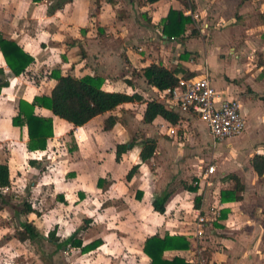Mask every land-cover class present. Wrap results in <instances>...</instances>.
Listing matches in <instances>:
<instances>
[{
	"label": "crops",
	"instance_id": "obj_1",
	"mask_svg": "<svg viewBox=\"0 0 264 264\" xmlns=\"http://www.w3.org/2000/svg\"><path fill=\"white\" fill-rule=\"evenodd\" d=\"M186 1L185 6L181 0H159L155 3L143 0L142 4L138 0H0V35L15 40L34 57V62L24 73L9 76L10 85L2 87L0 92V141L7 142L6 149L9 154H13L8 158L11 171V162L14 160L21 169H26V173H31L42 163L37 156L48 154L51 142L56 143L54 146H58L59 142L66 144L64 158L53 162L51 176H57L53 183L59 184L57 187L65 192L67 201L70 202L71 197L77 196V206L81 205L82 209L77 215H82L86 223L80 232L73 217L71 224L65 225V231H70L69 234L63 236L64 239L58 233L56 236L63 241L77 231V237L81 238L83 246L95 239L102 240L98 248L88 252L82 251L80 247L67 246V253H75L68 259L69 264H150L151 258L143 247L146 238L154 234L162 237L166 234L184 235L191 243V247L186 250L166 251L164 258L169 260L180 256L198 264H264V221L259 220L264 217V175L259 176L254 170L252 158L240 166L231 164L229 171L227 166L224 167L221 175H216L213 180L212 190L217 199L214 203L219 208L213 209L211 213L215 214L218 223L224 224L213 226L208 241L205 240L207 234L203 238L190 236L194 230L196 214L193 208V217L189 218L181 212L178 205L175 207L178 194L174 197L173 193L165 213H160L153 207L154 198L168 189L150 178V161L157 155L166 153L162 148L165 141L170 140L161 136L168 135V125L164 120L157 118L153 123H142L146 102L120 105L112 112L119 117V122L111 130L103 129L104 121L110 113H104L106 116L99 126L91 123L102 114L83 126L75 127L67 120L53 115L50 110L39 108L37 111L41 114L53 116L54 136L48 140L45 150L36 152L28 150L27 127H15L12 124L20 98L31 102L36 95L50 92L56 84L55 79L47 78V74L53 69L76 76L99 74L106 78L104 87L107 90L130 94L137 91L143 95L144 100H151L147 87L154 91L157 88L147 83L142 69L156 62L169 68L181 66L194 72L196 76L203 75L207 68L214 86L223 98L240 100L247 123L244 133L264 139V43H252L250 35L242 34L240 37L238 27L247 26L248 20H237L235 15V12L243 15L245 5L250 3L248 0L244 3L243 0ZM205 6L210 9V14L207 15H213L214 18L207 22L209 29L205 28L201 32L204 34L210 30L208 34L213 35L208 37V47H197L198 60H195V56H190L188 62L183 61L178 53L180 50L173 48L174 45H180L178 38L172 40L163 32V18L171 7L182 9L184 14L185 10L191 8L201 12L204 17L206 12L201 9ZM120 9L125 10L126 17L122 16L123 12L118 14ZM93 11L96 14L93 15ZM262 12L264 17V8ZM132 15L135 16L134 20ZM262 22L260 29L264 31V20ZM194 37L189 28L186 38L190 40ZM0 69L4 71V75L0 73L1 82L5 80V74L11 73L1 50ZM135 70L141 74L140 77L134 76ZM244 102L249 104L248 108L244 106ZM256 104L260 108L258 112L254 108ZM136 106L140 107L141 113L138 115L141 118L136 114H125L133 113L131 109ZM134 123L144 128L145 137L157 140L156 152L150 160L143 162L140 158V139L133 149L123 153L121 160L117 161L116 146L131 140L137 131ZM168 136L177 138V135ZM227 141L219 143L220 148L231 146L235 142L226 143ZM257 149H264V145ZM237 150L229 151L236 153ZM31 159H35L36 163L31 165ZM137 164V172L128 180L126 174ZM86 167L93 169L92 173L87 174L89 169L84 172ZM18 168L20 167H15L17 170ZM229 173L237 174L245 189L241 200L223 203L221 189L233 184V181L224 178ZM59 179L67 182L61 185ZM33 185L37 186L38 183L33 182ZM75 190L77 194H74ZM208 193L207 191L205 196L207 198ZM224 212L226 217L222 219ZM14 213L15 210L12 218ZM35 213L36 211L32 212ZM35 217L42 219L43 214ZM133 218L139 225L134 226L136 233L149 232L139 241V245L122 240V227ZM255 219L259 223L250 225ZM61 221L58 218L53 220L55 226L48 232L36 226V221L31 222L45 237L44 240H48V233L55 228L57 232ZM8 232L9 225L0 226V264H60L55 259L61 249H56L55 254L54 251L45 254L40 252V255L36 253L35 259L29 261L30 257L22 251V247L16 251L10 246L15 244L17 237L8 240L11 235ZM202 245L205 246L200 248Z\"/></svg>",
	"mask_w": 264,
	"mask_h": 264
},
{
	"label": "trees",
	"instance_id": "obj_2",
	"mask_svg": "<svg viewBox=\"0 0 264 264\" xmlns=\"http://www.w3.org/2000/svg\"><path fill=\"white\" fill-rule=\"evenodd\" d=\"M71 1V0H69ZM99 0H96V2ZM147 3H155L159 0H145ZM183 5H187L186 0H181ZM62 5V4H60ZM61 7V6H58ZM191 28V34H198V29L194 26L192 16L184 14L182 9L171 7L168 14L163 18V32L170 39L186 37L187 30ZM0 50L4 59L9 66L10 75L5 74V80L0 82V92L2 87L9 86V76H19L34 62V57L26 52L22 46L15 40L8 39L0 35ZM83 53L85 51L83 50ZM187 54H182L181 58L186 59ZM0 73L4 75L3 69ZM142 75L148 84L159 90L174 88L179 84L180 77L191 78L196 76L194 72L187 71L181 66L169 68L162 63L153 62L142 69ZM56 80V84L50 92L36 95L30 102L20 98L17 104L16 114L12 117V124L15 127H27L28 150L31 152L45 150L48 146V140L54 136V119L51 115H43L37 111L39 108L50 110L53 115L72 123L75 127L83 126L94 117L110 113L104 121L103 129L111 130L118 122L119 117L112 114L120 105L128 102H146V108L143 114L145 123H153L160 118L168 126L181 127L185 116L174 109L168 108L164 103L157 99L144 100L139 92L132 94L124 91L107 90L104 87L106 78L99 74H86L76 76L70 73L63 74L60 69H53L47 78ZM182 131L180 128L178 134ZM141 139V140H140ZM140 140L142 149L140 158L143 162L150 160L157 149L158 143L154 138L145 137L144 135L134 134L127 143H120L116 146V159L120 161L122 154L133 149ZM252 166L259 176L264 175V155L255 154L252 159ZM31 165L36 163L35 159L29 162ZM139 165H134L126 174L130 180L137 172ZM226 180L233 181V184L221 189V201L229 203L241 200L242 192L245 189L240 177L235 173H229L224 176ZM101 181V179H99ZM12 185V171L8 161H0V212L2 210L1 199L6 197V188ZM184 189L189 193H197V187L193 184H185ZM174 192L164 191L157 195L153 200V207L160 213H165L167 204ZM63 199V198H62ZM195 207H200L201 196L196 195L194 198ZM35 212L30 203L26 204L22 213L28 214ZM37 213V212H36ZM226 217V212L222 213ZM16 235L21 241L37 242L45 237L41 235L38 228L29 221H20L16 230ZM77 232V231H76ZM72 233L67 239L60 241L56 236V228L48 233V240L57 243V249L68 247H80L82 251L88 252L98 248L102 244L101 239H95L91 243L83 246L81 238L77 233ZM191 247V243L184 235L160 236L154 234L148 236L144 242L143 250L151 258L150 264H198L194 260H187L180 256H175L169 260L164 258V253L169 250H186ZM35 264V263H31Z\"/></svg>",
	"mask_w": 264,
	"mask_h": 264
},
{
	"label": "rangeland",
	"instance_id": "obj_3",
	"mask_svg": "<svg viewBox=\"0 0 264 264\" xmlns=\"http://www.w3.org/2000/svg\"><path fill=\"white\" fill-rule=\"evenodd\" d=\"M245 1L246 0H243L242 2L244 3ZM138 2L142 4L143 0H138ZM248 2L250 4L245 5L243 15L239 14V12H235L237 20H240L241 18H243V20H248V23H246L247 26L238 27L237 32L240 37L242 34L250 35L252 43L258 42L262 45L264 43V31L260 28L263 23L262 20H264V17L261 15L263 13L262 10L264 8V0H248ZM201 11L206 12L203 17L204 20H202L204 24H206L208 20L214 18L213 15H207V13L210 14V9L206 6L204 7V9H201ZM120 12H123L122 16L126 17L124 9H120L118 14H121ZM94 13L96 14L95 11H93V15ZM132 17L134 20L135 16L132 15ZM146 19L148 20L149 18ZM194 26L196 27L195 22ZM197 29L199 32L198 34H194V38L190 40L186 37L183 39L178 38L177 41L180 45L173 46V48H177L180 50V52H178L179 56L182 54H187L188 57L186 59H182L183 61L188 62L190 56H195V60H198L197 47L202 45L208 47V37H211L213 34H208L210 30L206 32L203 31L205 32L203 34L200 28ZM206 29L208 30L209 28ZM186 44L188 45L184 47V45ZM257 47L259 48V46ZM140 75L141 74L139 72H137L136 70L134 71V76L140 77ZM147 88L149 98L161 100V98H159V95L154 90H152L151 87ZM243 104L245 107H249V104L247 102H244ZM262 105H264V103H262ZM254 108L257 112L260 109L258 104H256ZM131 111H133V113L127 112L125 114H136L138 118H141L138 115L141 113L140 107L136 106L134 107V109L132 108ZM105 116V114H102L101 117L95 119L91 124L99 126L103 122ZM141 121L145 124L143 120ZM134 124L136 128L135 130H137L136 134L143 135L144 128L136 123ZM184 125V129H182V131L177 134V138L175 139H173V137L170 138L165 134L161 135L166 139H169L170 142L165 141V146H163L162 149L165 150L166 153L162 154L163 158H161L162 155L160 154L157 155V157L153 161H150V178L157 183H162L163 187H166L168 190L174 192V197L178 194L175 207L176 205H178L181 209V212H183L187 217L191 218L193 217L192 214L196 193H189L188 191H186L184 189L185 184H193L194 180L197 179V175L199 174V172L205 170L207 165L210 163H214L217 165V176L221 175L222 169L226 166L228 167L229 171L231 164L240 166V164L248 163L250 159L256 154V149L264 145V139H262L261 136L257 137L254 134L248 135L247 133H244V135L231 140L229 139L226 142L232 143L235 141L233 145L220 148L219 144L218 147L214 145L205 123H203L197 117H190ZM254 141L257 142L253 145H250ZM55 144L54 141L50 143V150H48V154L43 155L41 165L34 171H31V173H26V169H21L22 167L19 164H16L17 162L12 160V185L10 188L5 190V192H7L6 197H4V199H1L2 210L0 212V226L9 225L11 233H8H10L11 235H9L10 238H8V240H12L14 236H16L18 240L15 241V244L12 243L10 246L16 251L20 250V247H22V251H25L24 253H26L30 257L29 261L34 260L37 255H40V252H43V254H45L54 251L55 254L57 245L44 239L37 241L35 244H31L30 241L24 243L23 241L18 239L16 230L21 220L24 219L30 222L36 221V226H38L41 230H45V232H48L49 229L55 226L53 220H56V218H58L59 221L62 220L60 225L58 224L59 227L57 231L58 236L61 239H64L63 236L69 234L70 231H65V225H68V223L71 224L73 217L75 218V224H77L76 227L80 229V232L84 229V224L86 223L84 222L85 218L81 217L82 215H79L80 217L77 215V213L82 212L81 205L79 207L77 206L79 203L76 198L77 196L71 197L70 202L67 201L65 199V192H62V189L57 187L59 184L53 183L55 181L54 178L57 177L51 176L54 170L53 162H56V159L57 162L63 159L66 153V144H64L63 142H59L58 146H54ZM6 147H8L7 142H4V140L0 141V160L2 161H9L8 158L13 155L12 153L9 154V151L6 149ZM217 148L218 151H216ZM230 149H232L233 151L235 149L238 150L236 153H234L229 151ZM17 166L20 167L18 168V170L15 169V167ZM86 169H89V172L87 174H90L93 171V169L86 167L83 169L84 172ZM59 176L61 178L62 175L60 174ZM215 177L216 176H214L213 180L215 179ZM33 182H37L38 185L34 186ZM59 182H61V185H64L67 181L59 179ZM209 189L212 190V187H210ZM209 189V197H206L208 199L207 204L209 208V223L206 233L207 236L205 238V240L208 241H210L209 237L212 235L211 231L212 228H214L213 226L224 224L218 223L219 221L215 218V214H212L210 211L213 208V204H215L214 201H217V199L213 196V190L209 191ZM76 191L77 190H75L74 194H77ZM179 193H181L182 197L181 195H179ZM28 203L32 205L37 213H28L25 215H21L20 213H22L26 204ZM14 210L16 211V213H14L15 216L12 218V213L14 212ZM39 214H43L42 219L35 217ZM224 218L225 217H222V219ZM258 219H255L256 221L254 223H250V225L258 224L259 220L264 221V217H261L259 220ZM135 225L139 226L137 220L133 218V220L126 223L124 227H122V229L124 230V232L122 233V240L137 243L139 245V241L141 242V239H143V237H146L149 232H138V234L134 230ZM6 236L7 235H5V237ZM204 246L205 245H202L200 246V248ZM73 254L75 253L71 251L67 253L65 249L62 248L61 250H59V252H57V259L55 260L59 261L60 264H69L68 259H70ZM202 255L204 256L203 252Z\"/></svg>",
	"mask_w": 264,
	"mask_h": 264
},
{
	"label": "built area",
	"instance_id": "obj_4",
	"mask_svg": "<svg viewBox=\"0 0 264 264\" xmlns=\"http://www.w3.org/2000/svg\"><path fill=\"white\" fill-rule=\"evenodd\" d=\"M185 14L192 16L196 27L201 30L209 26L208 23H203L201 12L193 11L189 8L185 10ZM164 38L166 39L167 37L164 36ZM171 39L174 40V38ZM155 92L161 98L159 100L160 102L164 103L170 109L179 111L185 116L181 127H166V133L168 135H177L180 128L184 129V124L190 117H197L205 123L215 146L223 141L239 137L246 131L247 123L242 114L240 100L237 98H223L214 86L207 68L201 76L191 78L180 77L179 84L176 87L165 90L157 89ZM161 127L163 128L164 125L161 124ZM256 151L257 154H264V149H257ZM37 157L42 160L43 154H39ZM216 174L217 165L210 163L205 170L199 172L197 179L193 182V185L197 187V195L201 196L200 207H195V205L193 207L196 216L194 230L190 233V236L194 238L205 237L208 230L209 208L208 204L205 203V196L207 195L208 189L214 185L213 178ZM213 196H215L214 192ZM212 207L210 211L219 208L215 204Z\"/></svg>",
	"mask_w": 264,
	"mask_h": 264
}]
</instances>
